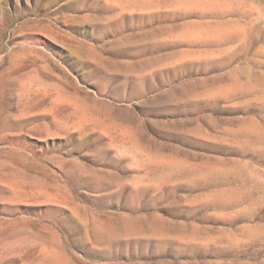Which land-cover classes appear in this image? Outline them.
I'll return each mask as SVG.
<instances>
[{"label": "rangeland", "instance_id": "obj_1", "mask_svg": "<svg viewBox=\"0 0 264 264\" xmlns=\"http://www.w3.org/2000/svg\"><path fill=\"white\" fill-rule=\"evenodd\" d=\"M0 264H264V0H0Z\"/></svg>", "mask_w": 264, "mask_h": 264}]
</instances>
